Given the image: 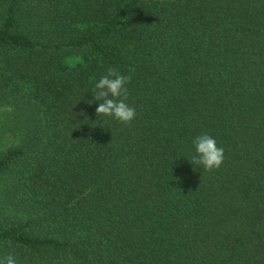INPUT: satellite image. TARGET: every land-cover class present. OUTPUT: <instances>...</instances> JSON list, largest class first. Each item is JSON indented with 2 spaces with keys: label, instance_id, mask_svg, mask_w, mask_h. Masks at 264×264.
Listing matches in <instances>:
<instances>
[{
  "label": "trees",
  "instance_id": "1",
  "mask_svg": "<svg viewBox=\"0 0 264 264\" xmlns=\"http://www.w3.org/2000/svg\"><path fill=\"white\" fill-rule=\"evenodd\" d=\"M109 67L123 124L97 116ZM225 149L211 171L192 139ZM264 264V0H0V257Z\"/></svg>",
  "mask_w": 264,
  "mask_h": 264
},
{
  "label": "clouds",
  "instance_id": "2",
  "mask_svg": "<svg viewBox=\"0 0 264 264\" xmlns=\"http://www.w3.org/2000/svg\"><path fill=\"white\" fill-rule=\"evenodd\" d=\"M132 77L130 74L121 73L116 67H109L105 74L95 80L91 89L93 96L90 104L96 103L97 116L111 117L123 124L132 122L137 116L135 107L126 101L128 98L127 85ZM195 154L191 157L192 163L201 166L206 171L219 168L225 159V149L218 145L217 140L202 133L192 139ZM0 264H18L17 258L9 254L0 257Z\"/></svg>",
  "mask_w": 264,
  "mask_h": 264
}]
</instances>
